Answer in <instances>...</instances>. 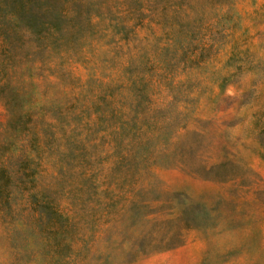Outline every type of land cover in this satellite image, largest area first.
<instances>
[{
    "label": "rangeland",
    "instance_id": "1",
    "mask_svg": "<svg viewBox=\"0 0 264 264\" xmlns=\"http://www.w3.org/2000/svg\"><path fill=\"white\" fill-rule=\"evenodd\" d=\"M0 264H264V0H0Z\"/></svg>",
    "mask_w": 264,
    "mask_h": 264
}]
</instances>
